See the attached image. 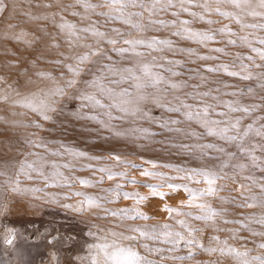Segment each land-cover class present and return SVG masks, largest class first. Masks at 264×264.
<instances>
[{"label":"rangeland","instance_id":"1","mask_svg":"<svg viewBox=\"0 0 264 264\" xmlns=\"http://www.w3.org/2000/svg\"><path fill=\"white\" fill-rule=\"evenodd\" d=\"M4 2L7 8L0 14V264H89L87 259L81 258L88 256L90 245L100 242L97 237H106L109 241L116 239L123 246H132L144 260L151 261L152 264H239V260L233 255L207 251L209 248L226 247L224 244L215 243L214 238L227 241V247L239 251L248 250L250 253L248 259L264 255V249L259 248V245L264 243V236L252 235V232H264V226L257 222L264 216V206H260L264 203V191L261 190L264 186V171L261 170L264 168V140L255 137L254 133L244 141V148L249 149L256 157L255 162L250 155L239 151L238 143L202 135L204 129L195 122H187L182 112H166L164 108L157 107L151 102L142 105L149 118L129 116L117 119L111 122L109 130L100 122L107 119L103 115V110L85 106L79 99L84 83L97 74L100 65L109 63L107 59L101 57H93L91 62L81 65V74L75 77L77 85L68 88L63 96L52 98L56 110L47 113L49 116L47 121L20 106L25 97L43 98L44 93L57 86L65 87L67 80L74 79L68 73L67 65H74L73 57L90 51L82 45L90 44L93 46L92 50H96L97 47L103 49L106 56H110L118 66L132 65L134 60L130 61L127 56H117L110 45L101 43L97 46L96 38L90 33H80L83 38L76 40L57 27L62 18L76 24L78 28L88 27L96 21L99 30L106 32L110 38L122 39L112 32V28H118L122 32L132 33L131 37L127 38L171 41V47L160 45L157 50L139 49L145 53L142 58L144 62H151L155 58L156 66L153 72L161 75L165 81L159 85L164 93L161 99L165 105L168 101L176 103L173 98L179 96L196 106L197 101L187 97H203L204 94H208L205 102L209 104L217 103L211 97H219L220 101L238 102L241 106L254 105L247 116L239 112L232 115L243 116L244 125L251 124L254 129H258L264 124L262 119L264 88L261 87L264 79L258 78L264 75V68L252 65L247 56L251 55L257 65L264 64V61H261L256 53L251 52L249 47L242 45L239 37L248 36L253 47L264 50V45H260L256 40V37H264V31L240 29L234 19H226L216 14L205 16V21L209 19L216 21L209 26L205 21L194 19L186 12L177 18L171 14L177 9H171L167 12H158L152 19L169 24L175 23L177 27L164 28L156 24L149 26L143 33H137L118 21L106 24L105 17L99 15L109 11L106 7L95 8L94 11L72 7L64 11L65 6L74 4V0H4ZM88 2L96 5L102 0ZM223 10L239 14V10L231 6H226ZM74 11L80 15L73 16L71 13ZM189 11L200 13L201 9L192 7ZM144 15L147 22L148 13L145 12ZM82 16H89L91 19L82 20ZM241 19L247 24L264 23L259 17L242 16ZM179 21H188L189 27L194 31H209L210 28L228 26L231 31L237 33L236 37H231L237 40V44L228 45L226 41L230 37L220 35H217L216 41L206 44L173 35L179 30ZM22 32L27 35L18 42L16 38ZM214 48H223L227 54L212 52L211 49ZM237 54L250 66L253 79L243 80L238 76H229L223 71L222 65H228L230 71H239L238 67H232ZM213 68L219 70L208 71ZM42 75H51L56 79L55 81L42 79ZM169 84H178L181 87L172 89ZM216 111L227 109L217 108ZM93 116L97 119H92ZM172 120H179L180 123L170 124ZM36 123L40 124V128L34 127ZM162 124L168 126L161 127ZM133 128L147 129L151 135L133 133ZM189 132L201 138L189 136L187 134ZM32 141L40 146H30ZM203 144H213L215 148L200 150L199 146ZM252 144H256L254 149L251 148ZM65 148L85 155L75 157L68 154ZM186 148L188 150H185ZM216 148L223 151H216ZM56 151L62 155H51ZM111 156H119L123 164H134L137 168L124 167L111 159ZM38 157L43 158L45 163L56 162L69 166L59 169L63 176L58 178L55 184L60 186H55L51 180L45 184L36 178L34 173L31 180L25 175L18 177L15 175L21 162L31 163ZM222 163L229 166L221 169ZM153 164L157 166L153 167ZM239 165H244V168L241 169ZM105 167L111 168L113 172L127 173V181L108 180L106 174L98 171ZM176 168L211 169L217 172L220 179L216 181L215 187L219 191L201 201L223 213L214 217V223H204L174 214L170 217L163 211L167 207L176 208L181 212H191L193 215L200 214L199 209L186 206L188 197L183 189L177 191L168 187L160 188L159 191L164 193V198L161 199L147 187L173 183L201 191L207 188L200 177L196 178L199 183L160 178L182 176L183 173L174 170ZM141 170L158 173L159 176H145L141 174ZM51 171L48 167L44 168L46 175ZM102 177L104 179L101 183ZM17 178L20 181V190L14 191L16 187L14 181ZM82 180H88L94 186H82L78 182ZM132 180L137 183L128 182ZM117 184L122 185V193H138L145 199L138 202L137 199H124L122 195L117 198L114 193L106 191L115 189ZM34 188L40 191H25ZM76 193L94 197L95 203L89 207L83 202V197ZM252 197L256 198V206L247 207L252 203ZM97 204L100 206L97 207ZM122 209H134L149 219L112 215L113 212L120 213ZM251 217L255 219H250ZM178 220H187L193 229L198 230L195 232V238L200 241L203 248L194 249L193 260L181 262L171 258L187 256V250L183 246L178 252H169L170 245L139 238V233L127 231L131 228L153 227L159 230L160 226L168 224L172 230L180 231L187 237V231L176 223ZM113 232L117 233L116 237L111 235ZM121 233L135 235L138 239L136 241L121 239L119 235ZM155 248H161L163 251H149Z\"/></svg>","mask_w":264,"mask_h":264},{"label":"snow or ice","instance_id":"2","mask_svg":"<svg viewBox=\"0 0 264 264\" xmlns=\"http://www.w3.org/2000/svg\"><path fill=\"white\" fill-rule=\"evenodd\" d=\"M215 5V7H213ZM50 6V5H46ZM231 6L232 8L238 9L239 14H234L233 12L223 10L224 7ZM80 7L86 11H94L95 8H108L107 13H100V16L105 17V23L110 21H118L123 25H127L130 28L134 29L137 33H143L149 26L159 24L161 27H177L175 23L169 24L165 21H156L152 17L155 16L158 12H167L171 9H177L171 14L175 17H179L181 13H188L189 16L200 21H205L206 15L216 14L219 17L226 19H234L239 25L240 29H259L264 31V23L258 24H247L244 23L241 19L242 16H251L253 18L259 17L260 20L264 21V0H102L101 3L93 5L88 2V0H74L73 5L65 6L63 9L67 11L68 8ZM199 8L201 9L200 13L195 11H189V8ZM7 8L4 0H0V14H2ZM129 9H139L140 11L131 12ZM259 9L260 11H257ZM148 13L147 22H145L144 13ZM73 16H79L80 13L72 12ZM82 20H90L89 16H82ZM53 22H55L53 20ZM209 26L216 23L214 20L205 21ZM57 27L62 31L66 32L69 37H74L76 40H81L80 33L88 34L90 33L92 37L96 38L97 46L101 43H106L110 45L112 51L116 53L119 57L127 56L130 61L134 62L131 66L121 67L118 66L110 56H106L103 49L96 48L92 50L93 46L90 44L82 45L90 49L89 52L78 56L73 57L74 65H67V71L70 73L74 79L66 81L65 87L57 86L55 89H52L44 93L43 98H38L33 96L31 98L25 97L20 106L29 109L31 112L36 114L42 120L47 121L49 116L47 113L53 112L56 109L53 107V97L63 96L65 91L68 88H73L77 85L78 81L75 77L80 76L81 74V65H85L91 62L93 57L105 58L109 61L108 64H102L99 67L97 74H95L91 80L84 83V88L79 94V99L81 102L88 107L101 109L103 110V115L107 118L104 121H100L105 124L106 127L111 130V122L117 119H123L124 117H136V118H149V114L142 107L144 103L151 102L153 105L164 108L166 112L170 113H181L183 114L187 122H195L204 129L202 135L209 137H216L225 142L238 143L240 145L239 151L241 153H246L251 156L253 162H255L256 157L251 154L249 149L244 148V141L250 136V134L255 135L260 140H264V124L258 129H254L251 124L244 125L243 116H247L251 113L253 106H241L238 102L229 103L220 101L219 97H211L214 101H217L216 104H209L205 102V97L208 94H204L203 97L190 96L187 99H192L197 101V105L194 106L186 102V99H181L179 96L174 97L173 99L176 103L168 101L167 105L162 101L161 96L164 95L159 85L165 83L163 77L159 74L153 72V68L156 66L155 58L151 62H144L143 57L145 53L139 49H152L157 50L160 45H167L171 47V41L167 40H158L152 38L150 40L136 39V38H127L131 37L132 33L122 32L118 28H112V32L115 33L116 37H121L122 39H115L108 37L106 32L100 31L97 27V22L93 21L88 27L78 28L76 24L70 23L66 20L57 25ZM27 33H20L19 37L16 39L21 40ZM173 35L182 36L186 39L192 40L199 44H206L208 42L216 41L217 35L230 37L226 43L228 45L235 46L237 44L236 39H231V37H236L237 33L231 31L228 26L219 29H209V31H194L189 27L188 21H179V30L174 32ZM250 35H252L250 33ZM242 45L247 46L251 49V52L256 53L258 58L261 61H264V50L258 49L252 46V40L248 36L239 37ZM257 42L260 45H264V37H256ZM71 43V40H69ZM124 45L126 47H121ZM212 52L227 54L223 48H214L211 49ZM191 54V53H190ZM208 59V57H204ZM247 60L250 61L252 65L256 67L264 68V64L257 65L255 59L249 55ZM238 62V63H237ZM168 63H173L168 61ZM232 67H238L239 71H230L228 65H222L223 71L229 76H238L243 80L253 79L251 68L249 65H246L243 62L241 55L237 54L234 57ZM219 69H208V71H218ZM42 79L55 81L56 77L51 75H42ZM259 79H264V75L258 77ZM63 79V77H61ZM169 87L172 89H178L181 87L178 84H169ZM264 88V84L261 85ZM251 91V90H250ZM229 95H236L235 93H229ZM217 108H226L227 111H216ZM183 110V111H182ZM242 113L243 116H233V113ZM118 113L120 115H114ZM217 117V118H213ZM92 119H97L93 116ZM264 119V118H262ZM173 125H178L179 120H172L169 122ZM167 124H162L161 127H166ZM34 127L40 128V124H34ZM176 131H181L176 129ZM133 133H142L145 135H151L147 129L143 128H133ZM120 134V133H116ZM189 136H195L197 139H200L201 136H197L195 133H187ZM30 146H40L35 141L30 142ZM64 147V146H62ZM183 147V146H182ZM256 144H252L251 148L254 149ZM200 150L203 149H213L215 146L213 144H203L199 146ZM68 154L75 157H82L85 154L82 152H74L64 149ZM185 150H188L187 148ZM216 151H223V149L216 148ZM30 155H36L35 153H30ZM53 156H61L62 153L59 151L52 152ZM111 159L117 161L118 164H122L124 167H130L136 169L137 166L132 164H123L119 156H111ZM234 158V157H233ZM88 159H93V157H88ZM99 162V161H97ZM157 165L153 164V167ZM229 165L227 163H222L220 168H226ZM50 168L52 171L49 175H46L44 168ZM62 167H69L68 165L57 164L56 162L45 163L43 158L38 157L36 160L31 163L21 162L19 169L16 172V176L25 175L27 179H33V173L36 178L41 179L45 184L50 180L55 184L58 178H61L63 174L59 171ZM241 169L244 168V165H239ZM178 173H183L182 176L178 177H160L161 179H167L169 181L173 179L188 180L192 182L199 183L197 177L202 178L203 182L207 185V188L204 190H196L187 185H179L173 183H167L154 186L147 185L153 194H158L161 199L164 198V193L160 192L159 189L163 187H168L172 190H180L186 193L188 199L186 201V206L190 208H196L200 210L199 215H193L191 212H181L176 208H165L163 211H166L170 217L173 216H185L193 220L202 221L204 223L213 222L214 217L223 215V213L218 212L211 208L210 205L202 203L209 196H214L219 189L215 187L216 181L220 179L217 172L211 169H185V168H176L174 169ZM264 171V168L261 169ZM99 172L106 174L108 180L123 179L127 181V173L124 172H113L111 168L105 167L98 169ZM141 174L145 176H159L158 173L147 172L146 170H141ZM65 180L67 178H64ZM104 177L101 178V183L103 182ZM82 186H94L88 180L78 181ZM131 184H136L135 180L128 181ZM16 187L14 191H19V179L14 181ZM11 186V185H10ZM55 186H60L55 184ZM71 186V185H68ZM243 187V186H241ZM122 185L117 184L115 189L106 190L110 194L114 193L117 198L121 195L124 199H137V201H142L144 197H140L138 193H122ZM262 191H264V186H262ZM25 191L38 192L40 189H26ZM78 196L83 197V202L87 203L91 207L95 203V198L87 196L83 193H76ZM252 203L248 204L247 207L256 206V198H251ZM114 202V201H109ZM99 207L100 205H96ZM260 206H264L262 203ZM133 213H135L133 215ZM112 215H119L121 217H130L136 219L137 217L141 219H149V217L144 214L135 211L134 209H122L120 213L113 212ZM250 219H255L251 217ZM225 223H231V221H224ZM261 226H264V216L260 217L257 221ZM176 223L185 231H187L188 236L185 237L182 232L172 230L171 226L164 224L160 226V229L157 230L156 227L151 229H140V228H131L127 231L130 233H139V238L146 240L158 241L162 244L170 245L168 249L169 252H178L181 250V246L187 250V256L179 255L171 257L174 260L185 261L193 260L195 253V248H203V245L199 240L195 238V232L197 229H193L187 220H178ZM241 227H247V225H241ZM92 235V233H90ZM113 237L117 236V233H111ZM121 239L128 241H136L138 239L135 235H124L123 233L119 234ZM253 236L259 235L264 236V232H252ZM98 243H94L89 246V253L87 257L81 259H87L89 264H152L151 261H146L144 258L136 251L132 246H123L116 239L109 241L106 237L96 238ZM215 243L224 244L225 248L219 249H207V251H220L221 254H230L236 257L239 260V264H264V255H256L251 259H248L250 253L248 250L239 251L232 247H227V241H220L214 238ZM11 243V241H8ZM146 247V245H145ZM260 249H264V243L259 245ZM149 251L161 252L163 249L155 248L149 249ZM163 259V258H162Z\"/></svg>","mask_w":264,"mask_h":264}]
</instances>
